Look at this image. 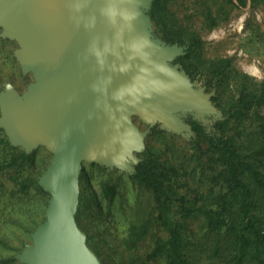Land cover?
Masks as SVG:
<instances>
[{"label": "rangeland", "instance_id": "rangeland-1", "mask_svg": "<svg viewBox=\"0 0 264 264\" xmlns=\"http://www.w3.org/2000/svg\"><path fill=\"white\" fill-rule=\"evenodd\" d=\"M124 1L123 21L134 31L128 40L130 48L153 57L141 65L140 71L168 91L143 98L113 89L118 98L114 110L122 116V140L109 143L108 149L98 145L95 155L83 159L74 175L70 210L77 250L87 264L146 260L163 235L152 226L141 240L130 242L131 229L142 221L152 222L155 212L150 193L134 182L127 170H134L135 162L151 145L162 160L191 171L193 158L186 129L173 122L165 109L180 103L207 105L202 82L198 83L199 90H193L177 66L163 64L181 51L174 44L168 47L156 32L149 16L152 0ZM169 5L177 23L202 41L203 61L228 59L231 70L264 80V0H247L241 8L225 0H170ZM209 13L215 22L207 18ZM16 16L0 1V238L4 241L0 244V264H43L36 257L39 238L51 221L54 193L48 188V177L58 150L44 136L32 138L23 126L36 110V90L43 86L47 71L40 61L27 56L32 33L19 25ZM14 125L23 133L19 134ZM153 129L166 136L160 138L162 135ZM25 145L35 148L31 163L6 169L10 148L28 155L30 150L24 149ZM13 177L18 178L16 183ZM104 184L116 188L113 197H104Z\"/></svg>", "mask_w": 264, "mask_h": 264}, {"label": "trees", "instance_id": "trees-1", "mask_svg": "<svg viewBox=\"0 0 264 264\" xmlns=\"http://www.w3.org/2000/svg\"><path fill=\"white\" fill-rule=\"evenodd\" d=\"M169 1L149 4L156 32L168 47L174 44L181 51L163 63L177 66L193 90H199L202 82L207 105L180 103L165 109L173 122L186 129L191 171L162 160L151 145L134 170H127L150 193L155 212L152 222L142 221L131 229L129 240L135 244L152 226L162 233L146 264H264V80L231 70L228 59L203 61L202 41L177 23ZM225 1L236 8L247 2ZM207 18L215 22L211 13ZM2 97L0 91V101ZM24 149L30 154L10 148L6 169L31 163L35 148ZM102 192L111 198L116 188L104 184Z\"/></svg>", "mask_w": 264, "mask_h": 264}, {"label": "water", "instance_id": "water-1", "mask_svg": "<svg viewBox=\"0 0 264 264\" xmlns=\"http://www.w3.org/2000/svg\"><path fill=\"white\" fill-rule=\"evenodd\" d=\"M0 1L32 33L27 56L47 71L36 90V110L23 123L32 138L44 136L58 150L48 177L54 193L51 221L39 238L36 259L43 264H87L77 250L70 210L74 175L98 145L108 149L109 143L122 140L113 89L143 98L168 90L140 71L153 57L130 48L134 31L123 21L124 0Z\"/></svg>", "mask_w": 264, "mask_h": 264}]
</instances>
